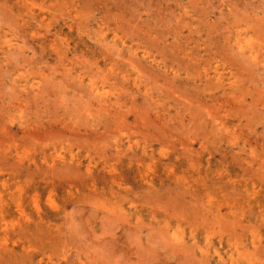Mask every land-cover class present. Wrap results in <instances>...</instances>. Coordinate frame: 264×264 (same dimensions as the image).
Returning a JSON list of instances; mask_svg holds the SVG:
<instances>
[{
    "label": "rangeland",
    "instance_id": "374dc122",
    "mask_svg": "<svg viewBox=\"0 0 264 264\" xmlns=\"http://www.w3.org/2000/svg\"><path fill=\"white\" fill-rule=\"evenodd\" d=\"M0 264H264V0H0Z\"/></svg>",
    "mask_w": 264,
    "mask_h": 264
}]
</instances>
